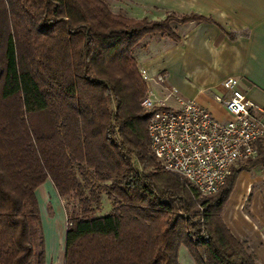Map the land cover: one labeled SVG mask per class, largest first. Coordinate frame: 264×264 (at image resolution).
<instances>
[{"label": "trees", "instance_id": "16d2710c", "mask_svg": "<svg viewBox=\"0 0 264 264\" xmlns=\"http://www.w3.org/2000/svg\"><path fill=\"white\" fill-rule=\"evenodd\" d=\"M194 21L209 22L128 19L103 0H0V264L44 263L34 191L45 180L76 201L63 264H178L180 247L193 264H254L220 215L236 176L264 168V143L208 196L149 153L133 50L149 34L177 42L169 23Z\"/></svg>", "mask_w": 264, "mask_h": 264}, {"label": "crops", "instance_id": "0c3cea01", "mask_svg": "<svg viewBox=\"0 0 264 264\" xmlns=\"http://www.w3.org/2000/svg\"><path fill=\"white\" fill-rule=\"evenodd\" d=\"M103 1L113 14L133 20L159 21L168 14L209 20L170 23L177 42L152 34L139 41L132 53L136 67L163 77L161 84H149L153 100L173 107L175 101L169 95L173 92L206 108L216 120L227 121L229 116L214 97L227 96L221 82L231 77L257 107L264 125V0ZM55 194L49 180L34 191L42 207L54 202ZM220 217L229 233L244 244L254 264H264V168L236 176ZM49 220L42 218L46 234L43 264H63L64 246L62 254Z\"/></svg>", "mask_w": 264, "mask_h": 264}, {"label": "built area", "instance_id": "2783aa9c", "mask_svg": "<svg viewBox=\"0 0 264 264\" xmlns=\"http://www.w3.org/2000/svg\"><path fill=\"white\" fill-rule=\"evenodd\" d=\"M137 75L146 88L140 108L150 113L147 136L150 156L166 173L185 180L202 196L214 194L237 163L256 156V144L264 143V125L257 107L238 89L235 78H225L223 99L215 96L229 116L216 120L208 110L192 100L171 92L175 106L155 101L150 83L161 84V75L150 76L143 68Z\"/></svg>", "mask_w": 264, "mask_h": 264}, {"label": "rangeland", "instance_id": "374dc122", "mask_svg": "<svg viewBox=\"0 0 264 264\" xmlns=\"http://www.w3.org/2000/svg\"><path fill=\"white\" fill-rule=\"evenodd\" d=\"M171 23H173V22H171ZM174 24H176V23H174ZM152 35L156 36V38H157L158 37L157 35H161V34L155 33ZM162 36L165 37L164 35H162ZM141 42H142V44L145 43V39H144V42L143 41H141ZM37 207H38V214H39L41 233H42L43 239H44V235H46V234L43 230L45 222L44 223L42 222V218H50L51 220H49V221H52V222H49L50 230L53 234H55V232H56V234L58 236V240H60V242H61L60 252H62V254H63L64 231H65V226H66V218L69 216V214L73 210L76 209V201L73 198L61 199L55 194L54 202L46 203L44 207H42L41 204H39V206L37 205ZM110 209H111L110 202L107 200L105 195L100 194V196H99V207H98L97 211L94 213V215L96 217H104L109 213ZM195 211L199 212L198 209H196ZM194 220L196 221L197 218H195ZM43 221H44V219H43ZM177 261H178V264H192V261L190 260V258H189L184 247L179 248V250L177 252Z\"/></svg>", "mask_w": 264, "mask_h": 264}]
</instances>
